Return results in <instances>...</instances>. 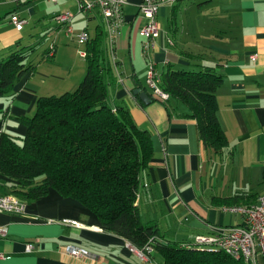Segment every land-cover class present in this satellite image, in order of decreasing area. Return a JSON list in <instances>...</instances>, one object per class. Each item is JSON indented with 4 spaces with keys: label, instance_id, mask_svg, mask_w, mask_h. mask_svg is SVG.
Returning a JSON list of instances; mask_svg holds the SVG:
<instances>
[{
    "label": "crops",
    "instance_id": "obj_1",
    "mask_svg": "<svg viewBox=\"0 0 264 264\" xmlns=\"http://www.w3.org/2000/svg\"><path fill=\"white\" fill-rule=\"evenodd\" d=\"M140 2L128 0L123 7L125 22L114 48L108 99L114 108L127 107L136 123L152 135L154 155L137 196L141 216L173 241H194L197 234H209L215 228L240 226L242 215L225 210L226 201L242 195L252 204L264 192V0H180L159 11L162 35L151 54L157 72L210 65L222 76L217 116L229 139L223 154L205 146L187 105L153 97L146 84L148 59L141 49L146 18L139 10ZM60 4V0H0V59L17 47L30 46L29 37L40 28L39 34L50 31L44 39L50 44L44 54L54 48L50 58L43 56L33 63L35 70L16 83L12 96L0 97V131L24 135L27 127L16 116H32L40 96L72 91L86 74V59L78 54L83 58L79 60L64 43L77 40L76 35L67 34L54 18L65 12ZM189 6L197 13L188 21ZM209 9L211 14L201 18ZM87 14L88 20L97 21L95 27L82 21L79 26L73 24L74 31L88 29L93 36L103 24L102 17L98 12ZM13 15L26 19L22 28L12 23ZM209 25L208 32L205 26ZM209 33L214 38L207 45ZM82 47L86 50V44ZM137 88L148 92L151 102L135 94ZM60 89L65 90L56 93ZM63 218L78 219L89 227L57 222ZM2 225L8 234L0 236V253L6 255L0 257V264H148L129 249L125 238L108 231L93 211L55 189L26 203L23 213L0 212ZM27 243L35 244L30 252ZM66 245L87 248L96 258H74ZM258 264H264L263 257Z\"/></svg>",
    "mask_w": 264,
    "mask_h": 264
},
{
    "label": "trees",
    "instance_id": "obj_2",
    "mask_svg": "<svg viewBox=\"0 0 264 264\" xmlns=\"http://www.w3.org/2000/svg\"><path fill=\"white\" fill-rule=\"evenodd\" d=\"M85 44L87 70L78 87L40 96L32 116H16L27 127L24 135L0 131V194H14L30 203L55 189L93 211L108 231L138 248L151 245L152 257L164 264H249L223 250L170 240L156 223L143 220L137 196L154 155L152 135L127 107L109 103L116 42L107 41L104 23H99L95 35L89 32ZM34 49L17 47L0 59V97L12 96L16 83L35 70V64L27 62ZM159 75L161 88L170 95L166 102L173 98L187 105L205 146L225 153L229 139L217 116L222 76L215 67L170 68ZM242 197L226 202L251 205Z\"/></svg>",
    "mask_w": 264,
    "mask_h": 264
},
{
    "label": "built area",
    "instance_id": "obj_3",
    "mask_svg": "<svg viewBox=\"0 0 264 264\" xmlns=\"http://www.w3.org/2000/svg\"><path fill=\"white\" fill-rule=\"evenodd\" d=\"M58 3L59 0H50ZM178 0H141L139 10L146 18V23L141 28V34L144 38L142 43L143 54L148 59V71L146 84L152 91L154 97H158L160 101L166 102L170 95L164 91L160 84V75L157 72L156 62L151 57L152 51L156 45V41L161 37V25L158 20L159 10L165 4L176 3ZM79 11L86 13H99L102 17L105 28L111 43L114 44L117 35L120 32L122 24L125 22L123 7L128 0H76ZM74 14L65 11L57 14L55 20L65 26L67 34L76 35L80 45L85 44L89 40V32L87 29L75 33L72 25ZM12 23L17 28H22L26 23V19L13 15ZM169 42L172 41L169 39ZM53 48V46H52ZM81 57L87 56L86 50H80ZM254 59L257 54H254ZM26 202L21 200L14 194H0V212H8L20 214L25 211ZM225 210L233 214H240L243 217V224L240 226H230L228 228H215L209 234H197L190 246L199 248L223 250L235 259H241L249 264H258V258H264V193L258 198L257 203L251 205H231L225 206ZM54 222V220H50ZM58 223L65 226L76 228H88L89 226L78 219L63 218L57 220ZM8 234L6 226H0V236ZM129 249L142 261L148 264H157L151 253L154 249L151 245L138 248L127 241ZM35 248L34 243H27L26 250L28 252ZM66 252L74 258H96L87 248L74 245H66ZM0 257H6L0 253Z\"/></svg>",
    "mask_w": 264,
    "mask_h": 264
},
{
    "label": "rangeland",
    "instance_id": "obj_4",
    "mask_svg": "<svg viewBox=\"0 0 264 264\" xmlns=\"http://www.w3.org/2000/svg\"><path fill=\"white\" fill-rule=\"evenodd\" d=\"M178 1H180V0H178ZM177 1V2H178ZM176 2V3H177ZM60 5H59V8L62 10H70L71 12H73L74 13V16H73V19H72V25L74 24V23H76V24H78V26L81 24V22L83 21L84 23H89V27L90 28H93V27H95V25H96V20H88L87 19V17H88V14L86 13V12H78L77 11V2H76V0H60ZM176 3H172V5L173 4H176ZM189 3V1H186L185 2V5H187ZM166 5V4H165ZM164 6V5H163ZM189 8V10L185 13V19H188V21L189 20H191V19H193L195 16H196V13H197V11H195V8L193 9V8H191V6H189L188 7ZM160 11V10H159ZM10 14V13H9ZM211 14V10L209 9V10H207V12L206 11H203L202 13H201V18H203L204 16H208V15H210ZM216 19H218V17L216 18ZM215 19V20H216ZM205 28H207V30L208 29H211L212 28V26L211 25H209V26H205ZM43 30L40 28V30L37 32L36 31V33H34V35L33 36H30L29 37V44L30 45H32V46H35V49L31 52V54H30V56H29V58L27 59V62L29 63V62H33V63H35V64H38L39 62H40V60L42 59V57H43V55H44V52L45 51H47V46H49L50 44H48V42L47 41H45L44 39H48L49 38V36H50V31H48V29L47 30H45L42 34H39V33H41ZM66 32V31H65ZM208 32H209V30H208ZM161 34H162V28H161ZM75 35V34H74ZM211 38H214L212 35H211V33H209V35L207 36V39H208V41H206V44L208 45V44H210V42H211ZM191 39V38H190ZM172 41V43H170L169 42V40H168V43L169 44H173V40H171ZM64 43L68 46V48L69 49H72V50H74L75 51V53H76V56L78 57L79 55V51L80 50H84V47H82V45H80L78 42H77V40H76V38H74L73 40L71 39L70 41H64ZM205 44V45H206ZM55 47V46H54ZM141 49H142V47H141ZM77 50H78V52H77ZM208 53V52H207ZM78 59L79 60H81L82 61V59L83 58H79L78 57ZM257 59V58H256ZM63 90H65V89H60V90H57L56 91V93H58V94H60L61 92H63ZM46 92H48L49 94H51V92H49V91H46ZM158 98V97H157ZM156 98V99H157ZM159 101H160V99H158ZM264 193V192H263ZM263 193L261 194V195H263ZM260 195V196H261ZM259 196V197H260ZM257 203V202H256ZM240 206V205H239ZM236 215V214H235ZM101 229V228H100ZM162 264H164L163 262H162Z\"/></svg>",
    "mask_w": 264,
    "mask_h": 264
},
{
    "label": "water",
    "instance_id": "obj_5",
    "mask_svg": "<svg viewBox=\"0 0 264 264\" xmlns=\"http://www.w3.org/2000/svg\"><path fill=\"white\" fill-rule=\"evenodd\" d=\"M134 93L138 94L144 102L146 103L151 102V96L148 92L142 91L140 88H137L134 90Z\"/></svg>",
    "mask_w": 264,
    "mask_h": 264
}]
</instances>
